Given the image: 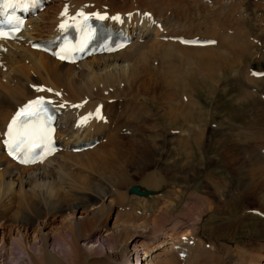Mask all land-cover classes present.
I'll use <instances>...</instances> for the list:
<instances>
[{"label":"bare ground","instance_id":"1","mask_svg":"<svg viewBox=\"0 0 264 264\" xmlns=\"http://www.w3.org/2000/svg\"><path fill=\"white\" fill-rule=\"evenodd\" d=\"M184 1L190 2L50 0L43 11L28 20L16 39H0V140L15 109L39 96L59 108L58 139L62 144V148L44 162L21 166L5 156L0 141V264H226L225 250L231 246L215 241L212 245L215 249L208 253L200 242L203 239L210 245L203 231L204 217L211 214L207 207L211 201L205 196H199L202 199L199 206L187 207L188 216H193L188 225L161 227L157 225L159 222L155 224L156 218L147 223H128L125 219L119 221V213L112 227L104 224L114 207L124 206L132 197L124 192L132 182V174L127 170L130 165L141 168L138 173L141 185L137 188L140 191L152 189L155 208L159 198L170 207V202L174 201L170 194L174 195V191L166 188L165 178L158 170L162 154L152 147L159 136L164 147L170 136L168 132L175 129L180 167L186 166L185 160L196 149L200 150L201 139L207 131L205 124L193 121L194 115L198 117L202 112L198 94L201 90H213L211 82L214 83L217 76L210 68L228 66L233 69V51L238 57L236 76L242 80L239 85L242 95L264 108V100L258 97L264 95V75L260 74L264 69L251 67L254 61L264 58V38L260 39L264 31L251 36L250 41L244 29L250 26L243 20L237 24L239 27L234 34H238L233 42V19L231 27L227 28L221 19L212 22L189 18L183 12L187 8ZM191 1L206 9L218 5L215 7L223 13H230L234 5L238 16L246 13L241 2H250L264 10V0ZM64 5L66 13L61 14ZM78 9L119 12L117 23L129 28L130 43L115 53L91 56L75 64L62 63L31 48L35 41L55 36L60 30L59 22L68 16L76 18ZM262 14L260 17L264 18ZM254 20L257 21V17ZM180 37L213 42L191 45L179 41ZM253 40L262 43L258 46ZM248 51L252 55L243 62ZM229 55L231 60L227 61ZM260 84L263 89L258 87ZM41 88L44 90H38ZM97 105H102L100 117L95 115ZM172 114L173 118H168ZM173 124H176L174 128ZM123 129L127 133H122ZM263 136L264 133L260 139L264 145ZM95 137L98 141L91 148L72 151L79 141L88 142ZM236 149L224 158V168L230 170L233 166L231 161L235 160ZM250 156V165L255 171L241 161L234 163L231 172L236 180L248 175L254 183L243 182L235 189V180L233 187L236 195H241L242 203L252 197L257 206H253L250 213L259 216L264 213V156ZM216 189L215 196H223L224 189L218 186ZM160 191L162 194L158 195ZM183 194L185 196L184 191ZM195 227L199 234L195 229L192 230L195 233L190 232L189 228ZM218 232L220 230L215 228L214 233ZM258 232L259 239L264 237V230ZM245 244L243 247H247ZM250 249L254 251L248 249L249 255L238 251L242 253L239 262L264 264V248L258 244ZM206 253L211 260L204 257ZM132 254H135L134 259H131Z\"/></svg>","mask_w":264,"mask_h":264},{"label":"rangeland","instance_id":"2","mask_svg":"<svg viewBox=\"0 0 264 264\" xmlns=\"http://www.w3.org/2000/svg\"><path fill=\"white\" fill-rule=\"evenodd\" d=\"M190 2L192 1L190 0ZM190 2L184 1L185 7L187 8L183 10L185 15H187L189 18L200 19V20L205 19L208 21L211 20L212 22H216L217 20L218 21L223 20V22H226V24L228 25L227 28L231 27V19H233V42L236 41V37L238 34V33L234 34V32H237L239 27L237 24H240L241 22H243V20L245 22L246 21L248 22L249 20V22L248 23L246 22V24L249 25L250 27L247 26L246 28H244L246 32H248L247 38L249 40L250 39L252 40L251 36L258 35L260 31H264L263 29L264 24L262 23L264 18L260 17L263 15L262 13H264V10L262 11V9L254 6V4H251L250 2H241V4H243L242 6H244L243 8L246 10L244 11L246 12L245 16H238L235 11L234 5H233V10L232 11L231 9L229 10L230 13H223V10H220L218 9V7H215L218 5H214V7L212 6L206 9L203 6H200L198 4H192ZM253 16L257 17L258 19L257 21L259 23L256 20H254ZM253 20L256 22H253ZM260 23L262 24L260 25ZM255 24H259V27L255 26ZM263 38H264L263 36L260 37L261 40H263ZM261 40H255V41L253 40V41L254 44L256 43L257 45L259 44L258 46H260V44L262 43ZM235 55L236 54H234L233 51V69L229 68L228 66L226 67L227 69L221 67L222 71L220 67L219 68L212 67L209 69L216 74L217 79L214 83L211 82V84H213V90H209V89L201 90L200 93L198 94L199 96L198 98L200 102L203 104L202 112L199 113L198 117L197 115H194L193 118V121L195 123L201 125L203 123L206 125L205 126L207 131L205 132L206 139L202 138L201 144L199 145L200 150L196 149L197 151L195 150L193 152V155L189 157L187 160H185L187 161L186 166L184 164L182 167H180L181 162L175 149V144H176L174 141L175 131H173L175 129H171L168 132L170 138L168 137V141L166 142L164 147L162 144L163 142L161 140L162 138L161 136L156 138L155 144L152 147L154 151H157V153L159 152L162 154L161 157L163 158H161L160 160L161 164L159 165L158 170L161 173V175L164 176L165 178V181L167 183L166 188L172 189L174 191V195H177L174 196L172 193L170 194L172 200H174L170 202V207L167 208L168 207L166 206L167 201L162 202V198H159L157 200L159 204L157 208H155V205L151 200L152 189L150 188H147L148 191L151 193V194L149 193L148 195L138 196L129 192V188L132 185H135L136 187L141 185L138 179L139 177L138 173H140L141 168L139 167L138 169L135 165H130L127 167V170L128 172H130V174H132L131 175L132 182L127 189H124V192L127 195H131L132 197L130 199L132 198L133 199L126 200L128 202L125 201L124 206L123 204L122 205L120 204L117 207H114L109 218L105 220L104 223L105 226L112 227L113 224L115 223V218L118 213H119V221L125 219L127 220L128 223L138 222L141 224L144 223V221H146L147 223V222H151L153 219L156 218L155 224L159 222L157 225L161 227L163 225H168V224H176L177 226L188 225L189 222L192 221L193 216H188L189 210L187 209V207L199 206L200 203H202V199H200L199 196L201 197L205 196L209 199V201H211V203L207 206L210 207L211 214L204 217L205 223L203 226V231L206 233V238L210 241V245L209 243H206L203 239H200V242L204 244L205 250H207V252L209 251L208 253L213 252L212 249H215V247H213L212 245L214 244L215 241H217L220 243V245L228 246V247L231 246L230 249L225 250L224 255L227 258L224 259V262L226 264H239V263L241 264V262H239V259L241 258L240 255L242 253L239 254L240 253V252L238 253L239 250L241 252L243 251L244 252L243 254L246 255L249 253V250H251L250 248H252L253 246H257L258 244L259 247L264 248V241H263L264 237H261L259 239L258 236L259 233L258 230L260 229L264 230V221H263L264 213H260L259 216H256L253 213L251 214L250 210L254 208L253 206L256 207L257 204H253V200L251 196L247 199V203L246 202L242 203L239 197L241 195H236V191H235V189H237L238 186L240 187L243 184V182L254 183V181L248 178L249 177L248 175L247 176L244 175L245 177L242 176V178L244 177L243 179L236 180L234 173L231 172V170L232 169L234 170L235 168L234 163H242L241 161H244L245 164H247L252 170L255 171V167H252L250 165L251 163L250 160H252L250 155L257 158L260 157L262 158L264 156V153H261L264 152V150H262L264 149L263 139L262 140L260 139L261 138L260 136L264 133V108L256 104L257 103L256 101L250 100L252 98L246 99L244 98V95H242L243 94L241 92L242 86H239L242 83L241 82L242 80L236 76L239 63L238 61L235 62V60H238V57ZM251 55L252 54H250L249 51L246 52L245 53L246 59L243 60V62L247 61L251 57ZM229 58L230 55L226 60L227 61L231 60ZM251 67L252 69H264V58L254 61L251 64ZM206 83H208V80ZM262 86L263 84L262 85L260 84L258 87H260V89H263ZM223 88L225 89L224 91L222 90ZM258 97L264 100V95H258ZM168 118L172 119L173 114L170 115V117ZM176 124H173V128L176 126ZM122 133L125 134L127 132L124 131L123 129ZM124 142L125 144H127L126 139L124 140ZM197 146L198 145L196 144L195 147ZM234 148L235 149L237 148L236 153L234 154V156L236 155V157L235 160L231 161L233 163V166H231L229 170L227 167L224 168L223 166L224 158L227 157L228 154H233ZM162 149L164 154L162 153ZM158 157L159 156H157V158ZM256 175H258V173H256ZM235 180L236 182L234 184L235 186L234 189L233 183ZM217 186L219 187V189L223 188L225 192V193L223 192V196L220 195L219 198L215 196V192H217L216 189ZM228 188L231 189L227 191ZM141 191L144 190L141 189ZM179 191H181L182 195L179 194ZM183 191L185 192V196L183 194ZM161 194L162 191H160L158 195ZM234 195H236V197ZM232 196H234L233 199L231 198ZM131 201H133L134 204ZM81 211L82 209L78 211L76 215L77 217L81 214ZM82 215L84 216V214ZM188 219H190V221ZM191 224H196V223H191ZM259 225L261 226L263 225V228L261 226L259 228ZM215 228H218L220 232L214 233ZM257 228L259 229L257 230ZM176 229L177 228L175 226L174 230ZM189 229H191L190 232L192 233L195 232L198 234L200 233L196 229V227ZM192 230H194L195 232ZM151 231L152 230L150 228L149 233H151ZM250 242H252L253 244L252 243L250 244ZM243 243L244 244L246 243L247 247L250 246V248L248 247L249 250L247 249L246 246L243 247L244 245ZM231 251L232 254L230 253ZM245 251H247V253ZM234 252L236 253V255L234 254ZM208 253L204 254V257L206 259L208 258V260H211L210 254ZM250 254H254V253H250ZM133 256L135 257V254H132L131 259L132 258L134 259ZM229 257L231 258L229 259ZM153 258H154V254H153ZM210 263L211 262H208L206 264H210Z\"/></svg>","mask_w":264,"mask_h":264},{"label":"snow or ice","instance_id":"3","mask_svg":"<svg viewBox=\"0 0 264 264\" xmlns=\"http://www.w3.org/2000/svg\"><path fill=\"white\" fill-rule=\"evenodd\" d=\"M39 4V0H0V12L8 9V8H15V7H33V6H37ZM78 15H83V13H79ZM97 16H99V14H96ZM100 19H103L104 17L99 16ZM114 19H119V17H114ZM61 27H63V25H61ZM188 42V41H186ZM254 75H260V74H256L254 73ZM43 91L44 89H38ZM47 91H52L51 89H47ZM57 95H59V93H57ZM47 103H51L50 101H46L43 97H39L36 100L30 101L28 105H26L24 108L20 109L19 112H17V117H20L21 115H23L25 117V119L28 118H32V117H36L39 116L40 113H36V112H29V109L33 106V105H38L41 108V111H43V106ZM17 123L16 118H14L10 125H9V129H8V133L11 136L12 134V126L15 125ZM40 135L41 139L47 138L50 133L47 129H42V130H33V133H37ZM19 145L17 144L14 148H12V151H15V148H18Z\"/></svg>","mask_w":264,"mask_h":264},{"label":"water","instance_id":"4","mask_svg":"<svg viewBox=\"0 0 264 264\" xmlns=\"http://www.w3.org/2000/svg\"><path fill=\"white\" fill-rule=\"evenodd\" d=\"M129 192L136 195H147L150 193L149 191H140L135 185L129 188Z\"/></svg>","mask_w":264,"mask_h":264}]
</instances>
